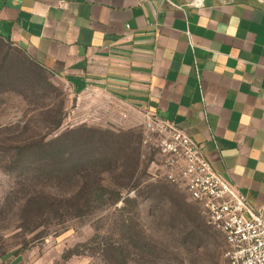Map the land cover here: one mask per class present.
Returning <instances> with one entry per match:
<instances>
[{"label":"rangeland","instance_id":"rangeland-1","mask_svg":"<svg viewBox=\"0 0 264 264\" xmlns=\"http://www.w3.org/2000/svg\"><path fill=\"white\" fill-rule=\"evenodd\" d=\"M0 59V258L226 264L223 235L161 177L165 159L144 147L143 120L126 128L116 99L77 91L14 45L0 42ZM66 130H76L72 145L46 154Z\"/></svg>","mask_w":264,"mask_h":264},{"label":"crops","instance_id":"crops-1","mask_svg":"<svg viewBox=\"0 0 264 264\" xmlns=\"http://www.w3.org/2000/svg\"><path fill=\"white\" fill-rule=\"evenodd\" d=\"M0 37L116 99L126 128L146 109L172 121L264 207V0H0Z\"/></svg>","mask_w":264,"mask_h":264},{"label":"built area","instance_id":"built-area-1","mask_svg":"<svg viewBox=\"0 0 264 264\" xmlns=\"http://www.w3.org/2000/svg\"><path fill=\"white\" fill-rule=\"evenodd\" d=\"M138 113L144 147L159 150L165 159L161 177L183 188L200 207L206 225L223 235L226 264H264V207L252 205L237 186L217 174L201 147L172 121L150 109Z\"/></svg>","mask_w":264,"mask_h":264},{"label":"trees","instance_id":"trees-1","mask_svg":"<svg viewBox=\"0 0 264 264\" xmlns=\"http://www.w3.org/2000/svg\"><path fill=\"white\" fill-rule=\"evenodd\" d=\"M0 42L2 43H7L9 45H13L11 42H7V41H4L1 37H0ZM32 60V59H31ZM33 61V60H32ZM34 62V61H33ZM2 64H3V61L0 59V75L1 77L0 78H4L5 77V74H3V71L2 70ZM4 76V77H3ZM62 125V118L57 122V124L55 125L54 127V130L57 131ZM76 132V130H66L64 131L60 136H58L55 141L51 142L50 143V149L46 151V154L48 155H51V156H58V155H61L63 153H65L66 149L69 148V146L72 145L73 143V140H70L68 137L70 136V134H74ZM80 161H75L72 166L75 170H78V167L82 164V162L80 163ZM92 162L90 161L89 164H91ZM93 164V163H92ZM68 180H72V178H68ZM103 189H105L104 187H102Z\"/></svg>","mask_w":264,"mask_h":264}]
</instances>
